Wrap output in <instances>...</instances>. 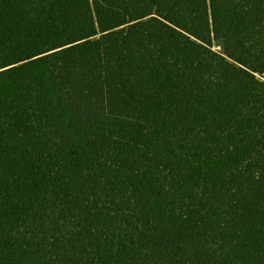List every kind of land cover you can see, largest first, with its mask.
<instances>
[{
	"label": "trees",
	"instance_id": "1",
	"mask_svg": "<svg viewBox=\"0 0 264 264\" xmlns=\"http://www.w3.org/2000/svg\"><path fill=\"white\" fill-rule=\"evenodd\" d=\"M0 264H264V0H0Z\"/></svg>",
	"mask_w": 264,
	"mask_h": 264
},
{
	"label": "built area",
	"instance_id": "2",
	"mask_svg": "<svg viewBox=\"0 0 264 264\" xmlns=\"http://www.w3.org/2000/svg\"><path fill=\"white\" fill-rule=\"evenodd\" d=\"M214 49H216V50H219L220 49V46H214Z\"/></svg>",
	"mask_w": 264,
	"mask_h": 264
}]
</instances>
